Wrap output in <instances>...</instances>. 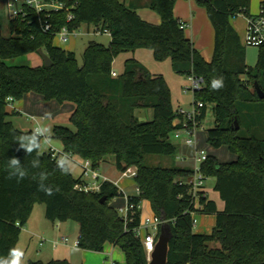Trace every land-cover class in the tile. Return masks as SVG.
Wrapping results in <instances>:
<instances>
[{
    "label": "trees",
    "instance_id": "obj_1",
    "mask_svg": "<svg viewBox=\"0 0 264 264\" xmlns=\"http://www.w3.org/2000/svg\"><path fill=\"white\" fill-rule=\"evenodd\" d=\"M46 1L77 2L74 20L67 24L65 11L53 12L47 18L52 28L44 32L37 15L27 11L24 18L6 19L10 34L5 37L0 15V264L13 258L10 250L16 248L36 205L45 206L50 222L78 224L79 249L102 252L109 243L121 250L125 264H148L137 233L143 201L150 203L163 225L171 226L166 264H264V98L255 90L258 85L264 95V44L258 47L256 65L249 68L246 47L230 23L239 15L253 17L251 0H197L214 30L210 62L180 28L183 23L174 16L177 0L145 4L160 16L159 25L143 21L134 7L119 0ZM82 24L107 31L110 43L90 42L79 67L75 53L54 46V40L62 27L72 31ZM139 49L150 50L157 62L170 59L178 75L203 80L193 104L203 103L200 122L212 106L215 120L207 141L214 149L224 146L236 156L231 163L208 157L202 164L205 178L215 180L223 211L205 193L198 203L189 193L187 181L193 167L190 161L177 160L187 153L170 141L180 115L173 110L163 75H153L136 58H129L122 73L112 76L115 59ZM40 50L54 65L5 64ZM217 81L220 86L214 87ZM28 93L75 106L68 120L74 130L55 126L51 133L64 152L88 160L95 170L108 156L114 157L120 171L136 168L134 182L140 195L127 197V204L134 208L126 217L111 206L112 200L124 197L116 185L104 181L99 193L75 189L84 184L82 175L74 178L67 163L59 164L49 152L41 153L39 134L19 131L7 121V99L18 102ZM140 109L151 110V120L140 122L135 116ZM148 155L169 158L172 163L148 166ZM103 197L106 201L101 203ZM193 214L215 215L212 234L193 231ZM26 264L70 263L62 259Z\"/></svg>",
    "mask_w": 264,
    "mask_h": 264
},
{
    "label": "crops",
    "instance_id": "obj_2",
    "mask_svg": "<svg viewBox=\"0 0 264 264\" xmlns=\"http://www.w3.org/2000/svg\"><path fill=\"white\" fill-rule=\"evenodd\" d=\"M193 1L194 0H188V4H187L189 8L188 13L181 11L175 4L174 16L175 18L181 20V22L184 25H186L184 28L185 37H187L189 40L192 41L195 48L201 53L204 60L206 62H210L213 56V49H214V30L210 23L213 35L210 34L209 37H207V40H205L204 42L203 36L202 34L199 35V30H198L199 29L198 17L200 15V10L198 8V4ZM119 2L124 4L125 6L131 5L132 7H134L136 13L143 21L150 23V24H154V25H159L161 23L160 16L156 12L150 10L149 8L145 6L148 0H119ZM259 2H260L259 12L252 13L249 10L250 15L257 16L260 13L261 3L263 2V0H259ZM205 13H206V10H205ZM206 16H207V13H206ZM208 22H211V21H209L208 19ZM230 23L232 27L234 28V30L239 35L241 43L243 44L245 31H246V23H247L246 17L243 15H239L237 18L232 19ZM205 29L207 30L209 34L208 26H206ZM54 46L59 47L55 43H54ZM70 50L67 49V51H70ZM139 50H136V52H133L132 54L133 56L128 57L125 60L129 58H134V59L136 58V60L142 64L141 58L137 55ZM30 55L31 56L28 59L31 63H28V65L26 66L36 67V66H40L43 64L42 59L40 58L38 54L32 53ZM24 62L26 61L20 60L16 65L25 66V65H20V64H25ZM16 65H9V66H16ZM113 72L115 71L113 70ZM74 109H75V106L72 103L59 104L57 101L53 99L52 101L47 102L40 95H36L35 93H28L23 97L21 101L13 102L7 105L6 112L8 114L7 121H9L16 129H19V131H22V132L32 131L36 133L35 132L36 129L39 128L40 129L39 135L42 137L41 142H40V152L47 153L51 148H58L64 151L63 145L59 141L51 138V133L55 126L68 127L71 130H74L68 121L69 116L74 111ZM148 114L149 116L152 117L151 110L148 112ZM63 116H65V118H63ZM196 148L198 149V143L196 144L195 147L190 148L189 151H186L184 149V152H191L192 150V152L190 153L192 154ZM235 160H236V156H235ZM108 165L109 164L107 161L102 163L98 169V173L100 174L101 178H105L107 181L112 182L114 185H116L120 189V191L124 194L123 198L126 199V203H127V197L137 195L136 194L137 187L136 186L134 187L135 195L128 192L127 189H123L122 181L118 179V177L115 181L111 179V176L113 175L110 174V171L107 169ZM214 185H215V180H214L213 187ZM205 194L207 195L209 200H212L215 202L218 211H223L224 203L220 199L219 194L217 192L212 191V193L210 194V192L205 188ZM114 201L115 199L111 201V206L115 208V206L113 205ZM147 203L149 207V214L146 215L144 219H142V216H141V221H144L145 219L151 218L154 216V213L152 212L151 207H150V203L148 201ZM124 208L121 209L123 212H124L123 210ZM140 209L142 212V208ZM42 211L43 212H41V209H39L37 212V217H36L35 207H34L32 214L29 218V221L27 222L26 226L21 231V236L29 237L32 239L34 237L42 235L48 238L51 244L53 242H58L60 238L65 236L64 235L65 232L69 231L68 223L50 222L45 218L46 211L45 210H42ZM41 213L43 215L42 217H41ZM193 216H194L193 218L196 220V223L194 224V227H193V231L196 234H205V235L212 234V230L214 229L215 222H216L215 215L196 214ZM144 233H145V230L142 229L141 234L144 235ZM78 237H79V232H78L77 239ZM42 241H44L45 243L46 240L42 239ZM73 243H71L69 240V244L67 246L63 244L58 245V246L63 247L61 250L50 248L49 250H46V251L43 250V251L38 252L36 257H33L30 254L28 255V250L25 251V255L29 256L28 258H29V261L31 260V262H36V261L48 262L51 260H62V259L64 260L65 259L69 261L70 264H78L76 263V262H79L77 260L81 259V261H83V264H125L124 255L121 252V250L118 247H115L109 243H106L105 246L109 244L110 247L112 248L107 251H104V248H103L102 252L81 250L77 247H74ZM19 244H20V240L18 241L16 248H19ZM43 245L40 247H43ZM115 251H119L118 254H116ZM32 260H36V261H32Z\"/></svg>",
    "mask_w": 264,
    "mask_h": 264
},
{
    "label": "rangeland",
    "instance_id": "obj_3",
    "mask_svg": "<svg viewBox=\"0 0 264 264\" xmlns=\"http://www.w3.org/2000/svg\"><path fill=\"white\" fill-rule=\"evenodd\" d=\"M193 2L197 3V0H194ZM187 4H188V0H177L176 2L177 7L181 11L186 12V13L189 12V8ZM250 5L251 7L249 10L252 13L259 12V6H260L259 0H251ZM198 8L200 10V15L198 17L199 35L202 34L203 40L205 42V40H207V37H209L210 34L213 35L212 28H211L210 22H208V19L205 13V8L199 5H198ZM0 15L2 17L1 19L2 20L1 21L2 30H3L2 34L5 37L9 36L10 34L9 28H8V24L6 23V18H5L7 14L5 13V10H4L3 0H0ZM206 26H208L209 34L207 30L205 29ZM95 30L96 28L93 25L88 26L87 24H82L80 28L78 29V35L76 37H71L67 43H60L58 38H55L54 43L64 50L71 49V51H73L76 55L77 64L79 65V67H81L83 64L84 50H86L85 48L90 42H96V43L102 44L103 46H107L109 44L110 35L107 33H96ZM132 54L133 52L123 53L115 59L113 63V70L118 75L121 74L123 71L122 67H123L124 60L128 57H132L133 56ZM137 55L141 58L142 64L145 66V68L148 71H150L153 75H163V77L165 78L167 82V86H169L171 90V105L173 107V110L175 112L181 111L183 113L193 112L195 109V106L193 104L194 103L193 102L194 91L192 89H189L190 82L188 80V76L176 74L172 69V64H171L170 59H167L163 62L155 61L153 58L152 52L148 49H140ZM30 56H31L30 54H27L25 56H22V58L16 57V58L8 59L5 61V64L16 65L20 60L21 61L25 60L26 61L24 62L25 64H20V65L26 66L28 65V63H31L28 59L30 58ZM257 57H258L257 47H250V46L246 47V65L249 68L254 67L256 65ZM149 111L150 110H142V109L137 110L135 112V116L140 122H147L151 120L150 118L151 116H149L148 114ZM63 118H65V116H63ZM214 120L215 119H213V115H212V106H208L205 119L201 122L200 128L197 131L198 150L204 151V153L207 154L209 157H215L216 160L221 164L231 163L235 161V156L231 154L226 147L223 146L219 149H214L213 147L210 146V144L207 141V136H208L207 131L213 128ZM170 135H171L170 141L175 146L180 148L182 152H184V149L186 151L190 150V147L181 148L180 142L175 140L172 134ZM54 149H56L57 152H60V153L63 152L62 149H58V148H54ZM191 152H186V153L189 155ZM106 161L109 164L107 169L110 171V174L113 175L111 176V179L115 181L118 177V179L122 181L123 189H127L128 192L135 195L134 187L136 186V184L134 182V179L127 177L124 171H120L116 168L113 156H108ZM187 162L189 161H186V162L181 161L180 163H187ZM65 163H67V166L74 178L80 177L82 173V168H81L82 160L79 157L73 156L72 159H66ZM171 163L172 162L169 158H164V157H159V156H149L148 155L145 158V164L148 166L168 167L171 165ZM131 168L133 169V167ZM85 179L86 181H91L90 174L85 176ZM213 184H214L213 178L206 179L204 183V187L210 192V194L212 193V191L216 192L214 190ZM113 205L115 206L118 213L121 216H123L124 212L121 209L124 208V206L126 208V205H127L126 199H124L123 197H118L115 199ZM125 208L123 210H125ZM140 208H142L141 216H142V219H144V217L149 214V207H148L147 201H144L141 204ZM39 209H41V212H43L42 210H45V206L44 205L35 206L36 217H37V212ZM42 216L43 215L41 213V217ZM66 223H68L69 231L68 232L66 231L64 235L69 238L71 243L76 242L78 232H79L78 224L74 221H67ZM41 238L46 240L43 247H40V242L42 241ZM19 240H20V244H19L18 249H20L24 254L21 257L23 264H26L29 261V258H28L29 256L25 255V251L27 250H28V255L30 254L33 257H36L37 253L40 251H43V250L46 251V250H49L50 248L61 250L63 248L61 246L53 247L52 245L53 243L51 244L50 240L42 235L31 239L29 237H22L20 234ZM111 248L112 247H110L109 244H107L106 246L104 245V251H107ZM118 252L119 251H115L116 254H118ZM32 261H36V260H32ZM77 261L79 262H76V263L83 264V261H81V259H78Z\"/></svg>",
    "mask_w": 264,
    "mask_h": 264
},
{
    "label": "built area",
    "instance_id": "obj_4",
    "mask_svg": "<svg viewBox=\"0 0 264 264\" xmlns=\"http://www.w3.org/2000/svg\"><path fill=\"white\" fill-rule=\"evenodd\" d=\"M72 1V0H70ZM3 6L7 20H12L17 17H26L27 11L33 12L37 15L40 28L44 32H49L52 28L51 24L47 21L49 15L53 12L65 11L67 14L66 23L69 24L74 20L73 11L77 8V2H72L70 5L59 3L56 1H46V0H3ZM246 31L244 36L243 45L245 47H259L264 44V10H261L257 16L251 18L246 17ZM186 25L181 24L180 28L184 29ZM96 33H107V31H101L100 29L95 30ZM78 35V30H70L68 26L62 27L59 31L55 33V38H58L59 42L67 43L71 37H76ZM112 76L116 77L117 74L112 72ZM190 82L189 89H192L194 92L201 90L203 88V80L201 78L190 76L188 77ZM12 98L7 99V105L13 103ZM195 109L191 113H183L178 111L180 117H178L175 122V130L172 132L173 138L180 142L181 148H192L197 144V131L200 128L201 122L199 117L201 116V111L203 108V103H196ZM36 134H40V129H36ZM51 154L53 159H56L59 164H66V159H72L73 156L66 152H57L56 149L51 148L48 151ZM208 155L204 151H199L197 148L192 153L191 156L181 154L177 157V160L186 162L190 161L192 164V175L187 181L189 187V193L191 194L195 203H198L201 194L205 193L204 183L206 178L202 172V164L208 159ZM82 181L84 184L76 185L75 189L88 192H98L100 191L101 185L104 181H107L105 178H101L98 170L92 168L91 163L88 160H82ZM125 175L129 178L136 176L137 170L128 169L125 171ZM90 174L91 181H86L85 176ZM136 194L140 195V191L136 188ZM133 205L126 206L124 210V217L127 216L128 210L133 209ZM195 215V214H193ZM193 223H196V220L193 218ZM163 225V222L156 217L155 215L151 218H147L144 221H141L140 227L138 229V236H140L144 250L148 256V261L150 256L153 253L156 243L158 241L160 228ZM144 229V235L141 234V230ZM78 239L73 243L74 247L78 248ZM44 244V241L40 242V246ZM59 244L67 246L69 244L68 237L64 236L60 238L58 242H53V246L56 247Z\"/></svg>",
    "mask_w": 264,
    "mask_h": 264
},
{
    "label": "water",
    "instance_id": "obj_5",
    "mask_svg": "<svg viewBox=\"0 0 264 264\" xmlns=\"http://www.w3.org/2000/svg\"><path fill=\"white\" fill-rule=\"evenodd\" d=\"M37 54L42 59L44 67H51L52 65H54L49 59V57L42 50L38 51ZM255 90L260 98H264V95L258 85H256ZM236 128L238 129L237 123H236ZM105 201H106V198L103 197L101 199V203H104ZM171 239H172L171 226L167 224L161 226L158 241L156 243L153 253L150 256V260L148 264H166L167 263V257H168V251H169L168 248H169Z\"/></svg>",
    "mask_w": 264,
    "mask_h": 264
},
{
    "label": "clouds",
    "instance_id": "obj_6",
    "mask_svg": "<svg viewBox=\"0 0 264 264\" xmlns=\"http://www.w3.org/2000/svg\"><path fill=\"white\" fill-rule=\"evenodd\" d=\"M219 86H220V82L217 81L214 83V87H219ZM17 162L18 161L16 160L12 161L13 164ZM10 252L13 258L8 262V264H22L21 257L24 255L23 252L18 248H13L10 250Z\"/></svg>",
    "mask_w": 264,
    "mask_h": 264
}]
</instances>
